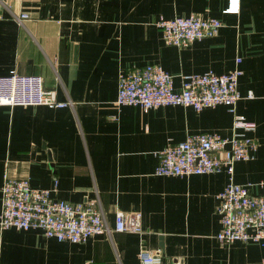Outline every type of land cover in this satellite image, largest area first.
Instances as JSON below:
<instances>
[{
    "label": "crops",
    "instance_id": "obj_1",
    "mask_svg": "<svg viewBox=\"0 0 264 264\" xmlns=\"http://www.w3.org/2000/svg\"><path fill=\"white\" fill-rule=\"evenodd\" d=\"M28 16L19 22L18 15ZM196 13L222 21L218 32L185 47L168 44L159 15ZM240 57L237 63L236 58ZM159 63L181 86V74L226 72L238 65L236 113L255 121L243 132L258 142L234 163V180L264 179V0H0V75L41 74L43 85L72 105H0V208L4 177L71 202L96 198L108 225L115 209L141 213L142 233L113 230L82 242L45 237L39 229L0 227V264H140L146 247L187 264H262L264 245L215 236V205L225 171L158 175L155 151L187 133H232L225 104L147 110L116 105L120 72ZM252 91L253 97H247ZM242 131V129H240Z\"/></svg>",
    "mask_w": 264,
    "mask_h": 264
},
{
    "label": "built area",
    "instance_id": "obj_2",
    "mask_svg": "<svg viewBox=\"0 0 264 264\" xmlns=\"http://www.w3.org/2000/svg\"><path fill=\"white\" fill-rule=\"evenodd\" d=\"M28 16L22 11L19 22ZM155 24L168 44L178 47L215 35L222 21L215 16L196 13L165 17L159 15ZM237 63L240 57L236 58ZM238 65L226 72L212 70L182 73L181 86L174 87V75L159 63H146L122 71L117 81L116 105H137L143 110L160 105H188L199 111L205 107L225 104L233 114L232 133L216 131L187 133L184 139L168 143L155 151L158 158L154 173L158 175H191L225 171L228 180L217 194L216 211L221 226L215 234L223 244L236 240L264 245V179L257 184L262 193H252L254 182L234 180V163L250 159L258 142L243 129H252L255 121L236 113L241 98ZM247 97H253L248 91ZM72 105L70 99L60 100L54 89L43 85L41 74H24L14 70L0 75V105ZM242 129V131H240ZM58 179L51 187H35L28 177L5 176L1 185L0 227L39 229L45 237L59 241L82 242L97 233L127 231L142 233L141 213L115 209L114 225L107 224L96 198L71 202L53 196ZM140 264H187L181 258L167 260L159 251L146 247L138 251ZM264 264V258L261 261Z\"/></svg>",
    "mask_w": 264,
    "mask_h": 264
}]
</instances>
